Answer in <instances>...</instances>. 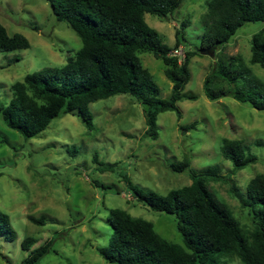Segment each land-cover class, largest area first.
I'll return each instance as SVG.
<instances>
[{
  "label": "rangeland",
  "instance_id": "1",
  "mask_svg": "<svg viewBox=\"0 0 264 264\" xmlns=\"http://www.w3.org/2000/svg\"><path fill=\"white\" fill-rule=\"evenodd\" d=\"M206 2L183 0L167 17L144 15L169 46L174 44L175 31L183 28L185 41L177 55L180 59L185 51H192L190 79L184 92L196 98L177 103L180 118L174 111L158 114L157 138L144 135L142 106L129 94L91 102L92 129L77 114L67 113L53 118L39 135L25 138L8 128L0 115V211L8 215L15 231L12 241L0 236V264H20L30 250L49 240V251L36 264H117L98 252L112 233L108 221L111 208L150 221L163 238L183 246L176 216L136 200L125 176L144 193L152 190L165 195L191 184L190 171L217 167L226 179L209 181V189L245 229L252 228L248 208L232 194L231 185L244 191L250 178L264 173V110L231 95L211 100L204 93L203 82L215 61L226 63L236 54L264 82V69L249 62L251 36L264 22L243 23L213 58L200 54ZM0 22L8 34L19 33L29 41L25 49L0 51L2 106L10 100L14 82L41 68L62 66L66 57L82 46L75 31L66 21L55 18L45 0H0ZM138 56L153 75L160 97L168 98L172 83L164 73L163 61L149 51ZM222 138L242 139L256 155V162L235 171L219 151ZM182 159L189 161L186 170L178 172L170 167ZM41 215L46 217L43 224L29 219ZM26 236L36 238L29 250L21 247ZM217 261L242 264L236 257L220 256Z\"/></svg>",
  "mask_w": 264,
  "mask_h": 264
},
{
  "label": "trees",
  "instance_id": "2",
  "mask_svg": "<svg viewBox=\"0 0 264 264\" xmlns=\"http://www.w3.org/2000/svg\"><path fill=\"white\" fill-rule=\"evenodd\" d=\"M45 1L55 18L66 21L75 31L82 46L74 55H68L62 66L27 73L11 85L10 100L0 105V115L8 128L31 138L39 135L53 118L75 113L92 129L91 102L129 94L142 106L144 135L155 139L158 114L174 111L180 118L177 103L196 98L195 94L184 92L190 79L188 62L192 51H185L183 59L170 54L184 44L183 28L175 31L174 44L169 46L144 18L145 13L167 17L183 0ZM206 7L200 48L216 46L217 50L243 23L264 22V0H207ZM27 47L29 41L25 36L8 34L0 22V51ZM142 51L151 52L165 64L164 73L172 83L168 98L160 97L153 75L142 65L138 56ZM250 51L249 62L264 69V26L252 34ZM203 89L211 100L231 95L264 110V82L238 54L230 55L226 63L215 61L204 78ZM219 151L235 171L257 160L242 139L222 138ZM170 167L182 172L189 167V161H175ZM190 176L191 184L165 195L152 190L144 193L124 177L136 200L152 210L176 216L183 246L163 238L150 221L133 217L121 208H111L108 221L112 233L108 244L98 248L100 255L117 264H219L220 256L236 257L242 264H264V173L250 178L244 191L231 185L232 194L248 208L253 224L250 230L209 189V181L226 179L219 175L217 167H207L199 173L190 171ZM29 219L43 224L46 217ZM0 236L7 241L15 238L8 215L1 211ZM35 241L36 238L26 236L21 247L29 250ZM50 244L49 240L30 250L20 264H36L49 251Z\"/></svg>",
  "mask_w": 264,
  "mask_h": 264
},
{
  "label": "water",
  "instance_id": "3",
  "mask_svg": "<svg viewBox=\"0 0 264 264\" xmlns=\"http://www.w3.org/2000/svg\"><path fill=\"white\" fill-rule=\"evenodd\" d=\"M215 51H216V46L200 48V54L208 55L212 58L215 56Z\"/></svg>",
  "mask_w": 264,
  "mask_h": 264
},
{
  "label": "built area",
  "instance_id": "4",
  "mask_svg": "<svg viewBox=\"0 0 264 264\" xmlns=\"http://www.w3.org/2000/svg\"><path fill=\"white\" fill-rule=\"evenodd\" d=\"M180 51H181V49H180V47H178L177 49H173L171 52H170V54L171 55H178V54H180Z\"/></svg>",
  "mask_w": 264,
  "mask_h": 264
}]
</instances>
